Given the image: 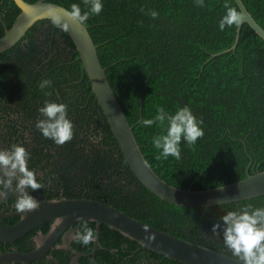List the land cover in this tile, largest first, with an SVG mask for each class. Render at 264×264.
Segmentation results:
<instances>
[{
	"label": "trees",
	"instance_id": "obj_1",
	"mask_svg": "<svg viewBox=\"0 0 264 264\" xmlns=\"http://www.w3.org/2000/svg\"><path fill=\"white\" fill-rule=\"evenodd\" d=\"M49 1L88 10L83 0ZM242 1L264 28V0ZM204 2L205 7H198L195 0H102L101 13L85 23L146 161L161 178L181 188L218 186L264 169V39L243 22L235 47L222 51L236 32L235 25L219 28L224 5L239 7L235 0ZM142 7L155 9L158 17L145 15ZM18 12L13 0H0V35ZM45 78L52 84L41 90ZM8 86L26 101L68 106L73 139L63 146L43 135L38 141L49 150L46 166L67 197L104 201L140 221L230 255L222 230L220 236L211 232L213 224L227 211L249 204L264 207V193L184 206L145 187L123 157L71 37L49 18L34 22L19 41L0 52V91ZM45 91L52 95L45 96ZM158 105L171 114L188 105L203 120L204 136L193 147L182 140L180 160L156 159L159 150L152 138L164 129L140 125L141 119L156 115ZM84 223L95 231L94 221ZM92 244L81 249L87 251ZM91 256L81 264H186L143 247L106 223L100 224L96 262Z\"/></svg>",
	"mask_w": 264,
	"mask_h": 264
},
{
	"label": "water",
	"instance_id": "obj_2",
	"mask_svg": "<svg viewBox=\"0 0 264 264\" xmlns=\"http://www.w3.org/2000/svg\"><path fill=\"white\" fill-rule=\"evenodd\" d=\"M13 1L19 7V12L11 25L6 27L0 35V52L19 41L34 22L48 18V9L50 7L54 8L68 25L67 32L75 45L82 67L88 76L91 90L119 144L124 159L137 179L150 191L164 200L184 206L214 205L219 204V202L224 203L264 193V169L253 173L247 172L245 177L235 181L202 189L177 187L161 178L151 168L140 150L132 127L126 119L108 80L105 67L99 59L97 46L87 25L72 19L66 14L70 9L56 2L49 0ZM235 2L240 12L243 13L242 23L247 22L264 39L262 25L255 20L242 0H235ZM242 23L236 26L232 44L222 51L235 47ZM38 201L40 207L35 211L21 213L20 220L15 224L6 225L0 220V238L10 239L41 222L53 220L51 228L45 235L48 242H51L66 226L75 222L79 224L82 220L87 219L95 222L97 239L93 242L89 251L79 252L73 250L69 264H78L79 256L94 253L99 239L101 223H106L109 227L136 240L143 247L186 264H241L240 261L228 253L154 227L98 199L84 196H61L54 199H42L38 194ZM60 217L64 218L63 221L53 229V225ZM145 227L147 230H145ZM71 235V232H69L67 235L68 241ZM68 241L64 239L65 244H68Z\"/></svg>",
	"mask_w": 264,
	"mask_h": 264
},
{
	"label": "clouds",
	"instance_id": "obj_3",
	"mask_svg": "<svg viewBox=\"0 0 264 264\" xmlns=\"http://www.w3.org/2000/svg\"><path fill=\"white\" fill-rule=\"evenodd\" d=\"M195 2L198 7H205L204 0H195ZM83 3L87 6V11H82L79 5L72 4L70 11L66 13L81 24L86 23L90 16L99 15L103 10L102 0H83ZM224 7L225 14L219 20L220 30L223 31L225 27L234 25L239 26L244 19L243 13L228 4ZM141 12L152 19H156L159 15L155 9L146 10L142 7ZM48 18L55 27L63 31L68 30L63 17L54 8L48 9ZM51 84L52 81L45 78L40 82L39 88L44 90ZM44 94L52 95L47 91ZM38 112L42 118L37 119L35 126L43 137L51 139L57 146H63L73 139L74 124L68 117V106L65 103L45 100ZM154 124L164 129L152 138L154 148L159 150V155L156 157L158 160L167 159L169 156L180 160L181 141L193 147L197 140L204 136V129L201 127L203 120H198L188 105L179 107L174 114L158 105L153 118L140 120L142 127H150ZM91 139L96 142L98 137ZM29 159L30 154L22 144H12L8 148L0 149V186L13 189L16 195L14 209L18 213L35 211L40 207L39 201L31 192L42 189L44 185L38 181V174L29 168ZM2 195L5 193H0V196ZM63 219V217L58 218L53 229ZM221 230L225 247L241 264H264V207H253L249 204L227 211L213 224L211 232L220 236ZM72 238L87 246L96 241L97 235L93 228L84 223L80 230L73 233Z\"/></svg>",
	"mask_w": 264,
	"mask_h": 264
},
{
	"label": "flooded vegetation",
	"instance_id": "obj_4",
	"mask_svg": "<svg viewBox=\"0 0 264 264\" xmlns=\"http://www.w3.org/2000/svg\"><path fill=\"white\" fill-rule=\"evenodd\" d=\"M2 90L0 91V149L8 148L12 144H22L26 147L30 154L28 166L38 174V181L44 185L42 189L31 192L37 200L38 194L42 199L65 196L63 193L65 187L53 180L54 175L52 176L50 171L52 168L50 165L46 166L48 159L44 154L49 150L43 148V143L38 142L42 133L35 125L37 119L42 118L38 112L42 106L41 102L26 101L23 97L13 95L11 86ZM56 158H58L57 154ZM71 185V183L68 184L69 189ZM0 193H5L0 196V220L6 225L17 223L21 213L14 209L16 195L13 189L0 186ZM83 221L66 226L51 242H48L45 235L51 228L53 220L41 222L10 239L0 238V264H69L73 250L86 252L81 249L82 243L72 238L73 233L81 229ZM69 232L72 235L68 241ZM64 239L68 241V244H65ZM100 249L101 252L103 247ZM94 253L79 256L78 264H81L86 257L89 258V255H92L90 260L96 262Z\"/></svg>",
	"mask_w": 264,
	"mask_h": 264
}]
</instances>
